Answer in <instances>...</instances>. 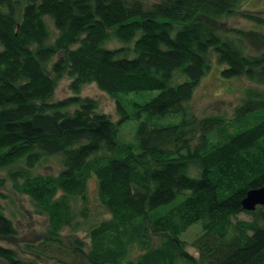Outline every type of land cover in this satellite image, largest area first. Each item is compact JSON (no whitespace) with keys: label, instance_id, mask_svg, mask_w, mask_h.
I'll return each instance as SVG.
<instances>
[{"label":"trees","instance_id":"16d2710c","mask_svg":"<svg viewBox=\"0 0 264 264\" xmlns=\"http://www.w3.org/2000/svg\"><path fill=\"white\" fill-rule=\"evenodd\" d=\"M240 1L0 0V169L47 219L40 241L21 251L0 244L1 261L264 264L262 207L241 205L248 190L264 186V88H246L230 118L187 108L212 56L224 65L222 78L264 87V48L246 54L241 35L222 36L212 22ZM239 14L264 26L257 12ZM46 18L58 31L51 42ZM113 38L132 46L106 47ZM63 73L71 94L53 100ZM89 83L116 99L117 120L81 96ZM152 90L130 109L118 99ZM173 114L177 122H155ZM129 119L138 120L135 140H117ZM54 155L56 174L34 171ZM91 178L109 216L80 237ZM196 223L194 255L181 235ZM64 227L72 232L66 241ZM16 235L0 203V238Z\"/></svg>","mask_w":264,"mask_h":264},{"label":"rangeland","instance_id":"374dc122","mask_svg":"<svg viewBox=\"0 0 264 264\" xmlns=\"http://www.w3.org/2000/svg\"><path fill=\"white\" fill-rule=\"evenodd\" d=\"M249 10L257 12L260 16H264V0H241L237 4V8L233 13H224L212 19L213 24L217 27L218 32L224 36L241 35L245 39L247 45L245 53L258 54L264 48V26L258 25L240 16V11ZM48 28V42L54 40L58 31L53 23L48 18L45 19ZM245 33V34H244ZM106 47L114 48L121 46H132V43H122L113 38L105 43ZM57 59L54 56L48 64ZM224 65L216 61V56L211 58V67L208 73L202 78L200 84L195 89L191 100L187 103V108L197 116H205L211 114H220L226 118L233 115V109L244 98V90L248 87L261 88L262 85L254 84L244 77H235L225 79L221 77L220 70ZM55 77V74L50 72ZM70 78L63 73L62 76L56 78V87L51 99H61L71 94L69 89ZM158 93L157 90L130 92L128 94L119 95L118 99L123 104L131 108L134 102L142 103ZM81 96H88L97 100L99 110L110 115L113 120H117L115 98L101 91L94 83L85 84L80 92ZM180 114L167 115L164 117H156L157 124H168L177 122L180 119ZM138 125V120L129 119L125 121L119 129L117 140L133 141L135 140V132ZM21 165V164H20ZM61 169L60 155L47 156L42 158L35 172L56 174ZM96 182L91 178L88 182V204L87 218L82 221L78 216V220L82 221L81 229L77 232L80 237L84 236V229L91 223L101 219L108 218L102 206L98 203L95 197ZM0 203L5 209L8 216L12 218L17 228V235L11 238H0V244L15 247L19 251L26 243H35L40 241L46 234L47 219L43 215L36 214L33 210L31 200L26 196L19 194L11 185L8 171L5 168L0 169ZM77 209H79V201H75ZM239 218L248 219L250 216L240 213ZM199 223L193 224L184 232L181 237L186 240L187 250L196 255L195 249L191 246L192 239L199 234ZM71 230L64 227L61 235L64 240H68ZM0 264H6L0 260Z\"/></svg>","mask_w":264,"mask_h":264},{"label":"water","instance_id":"95a60500","mask_svg":"<svg viewBox=\"0 0 264 264\" xmlns=\"http://www.w3.org/2000/svg\"><path fill=\"white\" fill-rule=\"evenodd\" d=\"M241 205L246 211H252L256 206H261L264 213V186L248 190L241 201Z\"/></svg>","mask_w":264,"mask_h":264}]
</instances>
